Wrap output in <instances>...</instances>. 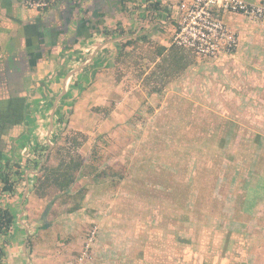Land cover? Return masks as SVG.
I'll return each mask as SVG.
<instances>
[{
	"label": "crops",
	"instance_id": "0c3cea01",
	"mask_svg": "<svg viewBox=\"0 0 264 264\" xmlns=\"http://www.w3.org/2000/svg\"><path fill=\"white\" fill-rule=\"evenodd\" d=\"M181 1L184 0H55L40 10L24 7L22 0H0V95L26 98L27 125L21 123V127H27L24 133L38 132L28 122L30 118H44L45 110L38 103L55 100L53 111L68 79L81 85L85 79L89 83L96 78L102 84L111 80V87L117 90L116 83L122 80H115L106 71L111 68L114 74V69L118 71L123 64L129 73L128 82H133L138 93L143 94L141 98L163 99L172 115H180L178 130L188 131L190 141L192 133L199 148L207 139L219 141L230 153L240 141L241 154L248 158L251 176L244 181L250 183L243 185L240 204H236L241 208V230L219 233L208 229L206 242L186 240L183 231L167 235L159 230L155 232L157 240L150 241L153 229L143 223L138 226L135 221L132 238L136 245H132L131 252L107 259L104 246L94 242L92 258L83 264H215L218 256L222 264H264V46L255 42L264 30L241 14L218 11L237 35L238 46L231 55L202 59L170 44ZM74 69L79 70L70 75ZM186 78L190 87L185 86ZM129 94L131 98L135 92ZM189 100H203L204 108L221 118L220 125L202 129L192 124L186 129L183 124L191 115ZM59 105L60 99L57 108ZM200 106L201 102H195L194 109ZM238 109L241 115L257 117L260 125H256L249 140L247 130L230 123L235 122L232 116ZM15 125L6 122L4 128L8 131ZM235 132L242 134L235 137L234 143ZM259 182L261 186L251 187ZM24 198L25 193L21 200ZM21 203L16 209L9 207L16 219L5 239L1 264H81L77 244L84 221L89 220L86 214L79 218L85 212L83 207L67 211L65 219L62 216L52 220L48 204L39 211L40 218L30 219L28 207ZM107 223L114 222L103 226ZM66 238L67 242L61 241ZM186 243L190 250L186 251ZM208 245L224 247V254H200Z\"/></svg>",
	"mask_w": 264,
	"mask_h": 264
},
{
	"label": "rangeland",
	"instance_id": "374dc122",
	"mask_svg": "<svg viewBox=\"0 0 264 264\" xmlns=\"http://www.w3.org/2000/svg\"><path fill=\"white\" fill-rule=\"evenodd\" d=\"M261 33L262 36L255 40L259 47L264 46V31ZM185 51L192 54L188 50ZM124 67L122 64L118 71L114 69V74L111 68L106 71L110 77L114 75L115 80L118 81V77L122 80L120 84L116 83L119 85L117 90L111 87V80L102 84L96 82V78L89 83H86L85 79L84 85L79 83L72 85V80L67 77L64 93L67 89L68 93L65 95L63 93L56 99L53 111L52 105L55 100L37 102L45 110L44 118L38 120L35 116V120L30 118L28 122L30 128L38 132L24 133L27 127H21V123L15 125V128L12 126L8 131L5 130L6 133L0 136V144L3 151L5 150L4 153L9 154L14 161L20 163L21 168L25 169L22 175L26 180L21 182L18 193L12 198L0 195V206L16 209L15 207L20 206L22 201L28 207L30 219H38L41 215L39 211L48 207L47 200L52 198L47 208L50 218L57 220L65 216V219L68 216V208L76 202L73 199L76 189L83 186L84 194L77 192L80 195L77 209L83 207L85 212H81L79 218L83 219V215L86 214L89 220L87 222L83 220L86 225L81 228L83 234L77 245L81 250L88 230L95 225L98 235L94 245L104 246L103 251L107 259H112L116 254L119 256L132 251V245L133 247L136 245V239L132 238V224L135 221L138 226L143 223L147 227L160 230L163 234L175 235L183 231L185 238L205 242L208 241L206 238L208 229L219 233L241 230L242 226L239 225L241 208L237 210L236 204L240 203L239 193L243 185L249 182L248 180L245 182L244 178L251 175L248 173V158L241 154L240 141L236 142L235 147L232 146L230 153L229 149L220 146L219 141L207 142V139L199 148L193 141L192 133L190 141L188 131L178 130L180 115H172L164 105L163 99L141 98L143 94L138 93L139 90L133 82H128L129 73ZM78 70L74 69L70 75ZM172 82L170 81V84ZM184 82L186 87H190L188 78ZM140 90L144 91V88L140 86ZM130 91L135 92L131 98ZM59 99L60 111L64 108L67 111L71 109L67 128L61 135L57 131L60 126L57 124L55 114ZM189 102L191 115L186 117V123L183 124L186 129L192 124L202 129L220 125L221 118L211 115L204 108L203 100ZM195 102H201L197 109H194ZM232 117L235 122L230 120V123L236 124L239 129L247 130L249 140L251 134L256 132L257 117L241 115L240 109ZM241 134L234 133V143L235 137ZM66 135H77L76 143L67 141ZM76 145L77 152L85 157V166L82 175L69 193L70 198L57 193L54 189L50 190L47 200L39 198L30 187L42 164L41 159L43 160L46 152L52 151L49 161L51 164L56 163L59 160V150L62 156H66L73 152ZM103 167H108L107 176L95 177L92 174L94 168L99 170ZM222 167H225V170ZM214 179L218 180L215 190L210 187ZM179 183L181 188L184 184L188 187L187 201L181 206H171L176 198L175 190L183 194L178 187ZM22 185H25V189H22ZM196 186L207 188L203 189L207 192L206 195L211 193L210 196L219 201L210 203L211 206L208 207L210 209L204 212H194ZM259 186L261 182L251 187ZM23 193L25 198L21 200ZM244 202L245 200L242 201L243 204ZM37 208L38 211H32ZM106 222L114 223L103 226ZM196 225L199 228L196 229ZM67 240L69 239L61 241Z\"/></svg>",
	"mask_w": 264,
	"mask_h": 264
},
{
	"label": "trees",
	"instance_id": "16d2710c",
	"mask_svg": "<svg viewBox=\"0 0 264 264\" xmlns=\"http://www.w3.org/2000/svg\"><path fill=\"white\" fill-rule=\"evenodd\" d=\"M78 84L77 82L72 83V85ZM0 95V136L5 133V123L9 122L10 124H18L22 123L24 120V110H25V101L26 98H19V97H12L9 99L7 97ZM6 98V99H5ZM61 104V103H60ZM60 106V105H59ZM58 107L56 113V121L57 124H59V129L57 130L59 135H61L67 128L68 120H69V113L71 112V109L67 111L66 108L59 109ZM58 137V136H57ZM67 141H70L71 143H76L77 135H66L65 137ZM77 145L76 147H73V152L62 156L61 151L59 150V160L56 163L51 164L50 163V155L46 152L42 164H40L38 168L37 174L34 176V180L30 189L39 197L44 198L47 200V196H49L50 190L54 189L57 193H60L62 195H65L67 198H70L69 193L74 188V184L79 179V177L82 175V170L84 165L85 157L81 156L79 152H77ZM3 148L0 144V195H4L8 198H12L15 194L19 191V186L21 182L26 180V177L22 175L24 173L25 169L21 168L20 163L17 161H14L9 154L4 153ZM61 156V157H60ZM227 158V157H225ZM223 163L225 166L227 165L224 161ZM37 166V164L35 163ZM108 167H103L102 169L94 168L92 171V174H94L95 177H101V176H107L108 175ZM29 168H26L28 170ZM222 169L225 170V167H222ZM217 179H214L212 181V184L210 187L216 188L217 185ZM178 187L180 190L183 191V194L179 191L177 193V190H175L176 198L173 200V204L171 206H181L185 201H187L188 198V187H185V184L181 188V183L178 184ZM197 187V186H196ZM22 189H25V185H22ZM29 189V185H28ZM29 189V190H30ZM202 186L197 187L196 190V196L194 199L193 204V210L194 212H204L210 208V203H217L219 200L215 198L214 196L211 197L210 195H206L207 192L203 191ZM209 189V188H208ZM83 192V186L78 187L76 189V193L73 195L74 201H76L73 205H71L68 208V211H73L78 208L80 195L77 193ZM52 198H49V202H51ZM208 203V204H207ZM24 206V203H22ZM240 204V203H239ZM163 207V206H162ZM237 210H239V207L237 206ZM16 219V213H14L11 208L0 206V264L4 257V243L6 236L11 232L13 223ZM153 229V233L150 235V241L153 239V241L157 240L155 232L158 230L155 228ZM225 232V231H224ZM186 240H188L186 238ZM187 245V243H186ZM207 250L204 249L201 251H204L200 254H213L217 253L219 255L224 254V247L222 249H219V247L214 248L211 245ZM225 246V245H224ZM190 250V247L187 245L186 251ZM221 256H218L219 260H215V264H222L223 260L221 261ZM223 258V256H222ZM210 261V260H208ZM205 261V262H208ZM213 263V262H210ZM207 264V263H203Z\"/></svg>",
	"mask_w": 264,
	"mask_h": 264
},
{
	"label": "built area",
	"instance_id": "2783aa9c",
	"mask_svg": "<svg viewBox=\"0 0 264 264\" xmlns=\"http://www.w3.org/2000/svg\"><path fill=\"white\" fill-rule=\"evenodd\" d=\"M55 0H22L28 9H46ZM180 17L170 44L200 57L231 55L238 46L235 32L218 11L238 13L264 28V2L247 0H184L179 4ZM97 226H92L78 255L79 263L90 260Z\"/></svg>",
	"mask_w": 264,
	"mask_h": 264
},
{
	"label": "water",
	"instance_id": "95a60500",
	"mask_svg": "<svg viewBox=\"0 0 264 264\" xmlns=\"http://www.w3.org/2000/svg\"><path fill=\"white\" fill-rule=\"evenodd\" d=\"M54 106H55V104H54ZM26 191V190H25Z\"/></svg>",
	"mask_w": 264,
	"mask_h": 264
}]
</instances>
